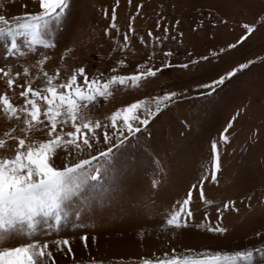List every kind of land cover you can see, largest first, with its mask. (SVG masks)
I'll list each match as a JSON object with an SVG mask.
<instances>
[{
    "label": "rangeland",
    "instance_id": "374dc122",
    "mask_svg": "<svg viewBox=\"0 0 264 264\" xmlns=\"http://www.w3.org/2000/svg\"><path fill=\"white\" fill-rule=\"evenodd\" d=\"M138 4H143L139 13ZM112 7H117L118 32L111 29L110 35H105L104 30L111 23ZM38 10V0H0V14L9 18ZM104 10H109L108 17ZM160 15L163 16L161 23L169 27L170 32L163 44L154 45L155 38L163 35V29L156 27ZM131 17H136L133 22L136 35L122 52L119 45L123 43L122 34L127 32ZM262 18L264 0H133L131 5L128 0H119L118 6L117 0H70L62 27L53 24L54 35L44 36L46 40H55L57 46L45 49L43 45H35L38 52H46L50 57L43 65V70L49 74L60 68L63 79L81 64L89 74L107 73L121 59L125 60L126 67L119 70L131 73L138 64L148 60L153 51L156 55L148 61L149 67H159L166 59L161 49L174 53L167 58L172 67L144 82L139 90H118L109 100L101 99L90 110L93 119L103 120L117 108L137 99L165 92L178 95L174 103L158 113L140 133L130 137L118 152L116 169L103 181L104 196L78 221L72 217L84 225L82 229L69 225L59 234L35 237L41 241L64 237L70 240L71 254L59 252L55 245L50 247L56 264H142L143 258L163 257L164 253L171 254L172 249L183 254L186 249L231 252L260 246L264 240ZM244 24H255L257 28L247 40L237 44L245 35ZM149 30L154 34L152 39L147 36ZM141 37L146 43L141 42ZM16 39L21 50L30 46L26 34ZM230 44L237 46L230 49ZM9 47L10 40L0 38V67L10 70L13 76L28 68L30 75L22 77L18 84L37 77L36 61L41 57L31 53L19 58L10 56ZM205 56L207 60L199 59ZM193 60L199 62L193 64ZM249 60L255 62L237 71L211 95H200L209 90L199 85L210 83ZM183 64L189 66L179 67ZM44 83L42 77L33 80L34 87ZM20 90L19 87L14 91L7 89L6 81L0 78V94L7 92L17 105L23 103ZM230 120L233 122L228 133L229 143L220 146L222 166L217 182L209 180L205 185V199L212 203L201 201L196 193L190 205L193 217L188 220V226H168L166 216L210 166V142L219 138ZM21 127L20 121L0 114V139L8 141L5 148L0 149V156L13 154L15 148V141L5 133L20 136ZM30 135L36 140L45 138L43 132ZM96 147L103 150L105 145L101 142ZM62 163L61 150L55 164L60 167ZM153 180L158 183L155 188ZM227 201H235L238 211L218 214L216 209H223ZM79 206L81 210L87 207ZM217 224L226 231L208 230ZM256 233L262 235L258 237ZM81 235L89 238L87 248L79 239ZM20 242L22 239H13L9 243L15 246Z\"/></svg>",
    "mask_w": 264,
    "mask_h": 264
},
{
    "label": "snow or ice",
    "instance_id": "6c2138e0",
    "mask_svg": "<svg viewBox=\"0 0 264 264\" xmlns=\"http://www.w3.org/2000/svg\"><path fill=\"white\" fill-rule=\"evenodd\" d=\"M132 2L133 0H128L129 5ZM22 7L26 8L27 5ZM38 7L39 10L36 12H23L11 18L0 14V38L10 40L9 55L18 58L29 53L40 56L41 58L36 61L39 75L33 80L42 77L45 82L40 87H34L33 80H24L18 84V80L30 75L28 68H24L23 73L16 72L13 76L10 70L0 67V78L6 81L7 89L14 91L19 87L21 89L19 97L23 100L22 104L17 105L12 102L7 92L0 94V114L9 120L20 121L23 125L20 128V136L5 133L15 141V148L13 154L0 156V264H49V262L56 264L54 254L50 250L52 245L65 255L71 254L72 248L67 237L51 241H41L35 237L59 234L62 228L67 229L69 225L82 229L84 225L77 221L88 208L95 207L99 198L104 196L106 189L103 181L116 169L118 152L125 147L130 137L140 133L158 113L174 103L178 95L176 92H165L137 99L117 108L103 120L93 119L90 110L101 99L109 100L118 90H139L144 82L156 77L164 69L172 67L167 58L174 53L161 49V54L166 59L159 67L148 66V61L156 55L153 51L148 60L138 64L136 70L131 73H122L119 70L126 67L125 60L121 59L116 62V67L109 69L107 73L89 74L81 64L71 69L61 79L63 74L60 68H56L54 74L43 70V65L50 57L46 52H38L35 45H43L45 49H54L57 46L55 40H46L44 36L54 35L53 24L62 27L70 0H38ZM142 8L143 4L136 5L138 13ZM104 14L108 17L109 10H104ZM110 19L111 23L104 30L105 35H110L111 29L118 32L117 7L111 8ZM135 19L136 17L130 18L128 30L122 34L123 43L119 45L122 52L136 35L133 27ZM162 20L163 16L160 15L156 27L163 29V35L155 38L154 45L163 44L164 40L168 39L170 28L163 25ZM260 23L264 24V18ZM242 28L245 35L240 37L237 44L247 40L257 25L244 24ZM25 34L29 37L30 46L26 50H21L16 38ZM153 35L149 30L148 38L152 39ZM140 39L142 43H146L143 37ZM237 44H230L228 47L232 49ZM65 51L68 52L70 49ZM223 51L221 49V52ZM60 58L63 60L64 56ZM199 59L207 60L208 57ZM198 62L191 61L193 64ZM254 62L249 60L241 63L218 79L199 85V88L209 90L200 95H211L237 71L246 69ZM188 66L179 65L183 68ZM232 122V120L228 122L219 133L218 139L210 142V166L196 183L191 184L184 198L175 202L166 216L168 226L175 228L188 226V220L193 217L190 205L196 193L199 194L201 201L212 203L205 199V185L209 180L217 182V173L222 166L220 146L229 143L228 133ZM34 132H43L45 138L33 139L30 134ZM256 132L258 133L259 129ZM101 142L105 145L103 150L96 147ZM7 143V140L0 139V149L5 148ZM61 150L63 163L58 167L55 158L60 156ZM157 186V181L153 180L152 187ZM81 204L87 207L81 210L79 206ZM227 210L238 211L235 201H227L223 209H216L220 215ZM73 216L77 221L73 220ZM208 230L217 233L226 231L219 224ZM256 235L259 237L262 234ZM13 239H22V242L10 246L9 242ZM79 239L87 248L88 236L81 235ZM142 264H264V240L260 242L259 247L248 246L231 252L209 249L194 252L186 249L183 254H178L176 249H172L171 254L164 253L163 257L143 258Z\"/></svg>",
    "mask_w": 264,
    "mask_h": 264
}]
</instances>
